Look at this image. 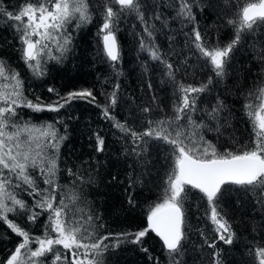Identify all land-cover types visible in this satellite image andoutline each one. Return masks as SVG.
I'll return each mask as SVG.
<instances>
[{
    "label": "trees",
    "instance_id": "1",
    "mask_svg": "<svg viewBox=\"0 0 264 264\" xmlns=\"http://www.w3.org/2000/svg\"><path fill=\"white\" fill-rule=\"evenodd\" d=\"M102 0H88L91 21L77 27L72 20L65 28L70 35L67 50L61 54L51 46L52 55L59 59H45L43 75H34L22 59L20 34L16 22L0 14V58L19 73L23 81L24 95L33 103L48 105L71 91L90 89L95 97L75 99L59 111H34L27 107L17 108L16 122L28 121L41 125L51 123L65 139L61 142L58 156L59 170L56 182L61 190L73 189L79 195L77 207L92 215V228L96 236H109L107 244L119 243L102 253V264H170L160 238L155 233L143 238L140 244L122 239L124 233H135L147 226V210L158 202L172 156L170 148L163 143L150 141L147 159L151 162L142 168L130 154L132 144L116 127L119 121L136 131L147 125L146 119H157L171 114L177 102L176 90L165 75L164 65L150 59L140 48L141 37H148L142 23L134 14L120 17L115 29L119 47V60L110 61L104 52L102 38L98 35L102 17ZM193 22L176 17L175 0H140L142 11L149 25L154 26L152 43L163 58L173 65L176 79L185 84L198 86L212 77L209 90L197 100L198 111L193 119L215 129L216 122L208 121L204 109H211L217 100L223 101L219 131H204L205 139L217 145L235 150L238 145L250 143L252 128L245 114L244 105L258 87H264V23L257 22L251 30L240 34V42L231 53L224 67V76L216 77L205 66L191 45L193 27L205 38V46H223L234 38L235 27L227 23L236 18L243 0H190ZM25 0H0V13L6 9L15 13ZM159 13L161 20L155 19ZM166 19V24L162 20ZM114 65V67H113ZM116 89V104L109 107L114 120L106 119L102 106ZM149 84L151 88H149ZM51 88L54 91L49 92ZM59 94V97L57 96ZM155 97V99H153ZM149 107L145 114L141 109ZM163 110V111H161ZM97 135L104 140L103 151H97ZM29 175L39 189L48 187L38 170L29 169ZM140 183H137V181ZM227 190L217 202V210L231 225L234 233L232 244L218 239V233L208 219L209 206L198 190L188 191L183 204L185 213L184 264H214V252L220 253V264H256L253 251L264 247V205L258 204L251 194H245L238 186H225ZM19 191L22 199L31 208L33 197ZM131 195L134 206L128 203ZM35 199H39L36 197ZM39 213L35 222L29 221L28 213H10L8 219L29 232L43 236L48 212L35 208ZM54 238V234L49 232ZM22 238L14 233L6 222L0 221V264H6ZM215 244V248L209 245ZM36 247L35 244L32 245ZM61 256L72 259L71 252L54 245ZM147 248L148 251H142ZM92 258L91 256L89 257ZM42 264H52L53 254L41 258ZM59 264V262H57Z\"/></svg>",
    "mask_w": 264,
    "mask_h": 264
},
{
    "label": "snow or ice",
    "instance_id": "2",
    "mask_svg": "<svg viewBox=\"0 0 264 264\" xmlns=\"http://www.w3.org/2000/svg\"><path fill=\"white\" fill-rule=\"evenodd\" d=\"M176 17L193 22L190 0H175ZM102 23L98 35L102 38L106 57L116 62L119 60V47L115 29L120 17L134 14L142 23L143 31L148 37L145 42L141 37L140 48L149 54L150 59L164 65L168 81L174 85L177 102L173 104L171 114L143 121L147 126L142 131L128 127L126 123L116 121V127L132 144L130 154L133 155L142 168L149 163L147 145L150 141L163 143L170 148L172 162L166 173L158 202L150 205L147 210V226L135 233H124L122 239L140 244L149 232L155 233L168 253L170 264H184L185 213L183 204L188 191L198 190L210 209L208 219L218 233V239L225 244H232L234 233L231 225L217 210V202L231 186L245 194L258 197L256 202L264 205V87L249 92L250 99L244 105L245 114L252 128L250 143L238 145L235 150L225 147L223 151L210 140L205 139L204 131H219L220 113L224 110L223 101L211 109L203 111L208 121H215L213 129L201 118L199 122L193 119L198 111L197 100L200 95L209 90L212 77L198 86L185 84L176 79L175 70L152 43L154 26L149 25L141 10L140 0H102L100 4ZM9 20L16 22V31L20 34L22 59L34 75H43L45 59H59L52 55L51 46L63 54L70 43V35L65 32L66 26L77 20V27L89 23L92 14L88 0H25V3L15 12L6 9L0 13ZM155 19L161 20L157 13ZM264 23V0H243L238 8L235 19H229L228 24L235 27L234 38L220 46H205V38L198 28L193 27L191 45L195 53L203 60L206 67L218 78L224 76V67L231 53L240 42V34L251 30L257 22ZM166 24V19L162 20ZM114 67V65H113ZM108 97V104L102 106L106 119L114 120L109 107L116 104V89ZM149 88L151 85L149 84ZM49 92L54 91L49 88ZM59 97V94L57 93ZM95 100L90 89L71 91L64 97H59L51 104L33 103L24 95L23 81L19 73L13 70L3 58H0V221L6 222L11 230L22 238L6 264H42L41 258L53 254L52 264H102L100 257L109 247H118L119 243L107 244L110 237L96 236L92 228V215H80L84 210L78 208L79 195L73 190H61L56 182L59 147L65 139L59 134L54 124H33L28 121L16 122L17 108L27 107L34 111H59L75 99ZM155 99V97H153ZM145 114L151 108L141 109ZM163 111V110H161ZM97 151H103L104 140L97 135ZM29 169L38 170L43 182L48 186L39 189L35 180L29 175ZM137 183H140L138 180ZM26 191L34 199L33 207L19 199V191ZM39 197V199H35ZM128 203L134 206L131 195ZM39 208L48 212L47 223L43 236L30 235L13 221L8 219L10 213H28V220L35 222ZM54 234V238L49 235ZM36 247L33 248L32 245ZM54 245L62 246L71 252L72 259L63 257ZM215 248V244L209 245ZM147 252V248H142ZM214 264H220V253L214 252ZM253 260L256 264H264V247L254 249ZM92 257L91 259L89 257Z\"/></svg>",
    "mask_w": 264,
    "mask_h": 264
},
{
    "label": "water",
    "instance_id": "3",
    "mask_svg": "<svg viewBox=\"0 0 264 264\" xmlns=\"http://www.w3.org/2000/svg\"><path fill=\"white\" fill-rule=\"evenodd\" d=\"M117 44H118V42H117Z\"/></svg>",
    "mask_w": 264,
    "mask_h": 264
}]
</instances>
